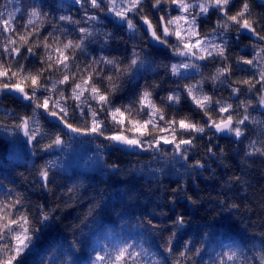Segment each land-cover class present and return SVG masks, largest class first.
<instances>
[{"label":"trees","instance_id":"16d2710c","mask_svg":"<svg viewBox=\"0 0 264 264\" xmlns=\"http://www.w3.org/2000/svg\"><path fill=\"white\" fill-rule=\"evenodd\" d=\"M76 1L0 0V86L30 98L0 96V264H264V5L141 0L134 35ZM144 18L194 19L201 61L180 72ZM225 115L237 135L209 128Z\"/></svg>","mask_w":264,"mask_h":264},{"label":"water","instance_id":"95a60500","mask_svg":"<svg viewBox=\"0 0 264 264\" xmlns=\"http://www.w3.org/2000/svg\"><path fill=\"white\" fill-rule=\"evenodd\" d=\"M258 2L261 5H264V0H258ZM111 15V13H109ZM118 23L121 24L122 21L118 20ZM140 27L143 33L147 37V41L151 46L159 47L162 49L167 48L166 42L162 41L158 35L156 34L153 25L151 22L144 18L140 21ZM241 31L244 35L250 37L251 40L257 41L258 37L257 35L252 31L250 27H248L246 24L241 26ZM160 31L163 38H166L169 36V31L165 25V22L163 20H160ZM177 58L181 59H187V60H194L195 54L190 51H182L176 54ZM4 93L6 95L11 96L18 102L22 103H28L30 98L28 93L23 89L21 86L17 85H7V86H0V96ZM42 115L51 123L56 126H58L64 133L70 135L71 137L76 136L78 131L73 128L71 125L66 124L57 114L54 113H47L42 112ZM233 125V122L231 120H225L223 122L215 124L211 131L215 134L222 136V137H229L230 136V129ZM22 131H24V127L22 126ZM112 143L116 148L121 150L124 153H132V154H141L143 152L141 146L138 143L132 142L125 137L121 135L114 136L112 138ZM11 264V263H7Z\"/></svg>","mask_w":264,"mask_h":264},{"label":"rangeland","instance_id":"374dc122","mask_svg":"<svg viewBox=\"0 0 264 264\" xmlns=\"http://www.w3.org/2000/svg\"><path fill=\"white\" fill-rule=\"evenodd\" d=\"M140 1L141 0H114L113 5L110 6V10L113 13V17L115 19L122 20L123 26L126 29H128L129 31H131L134 35H135L134 32L136 31V29H135L136 26H134V24L132 23L131 15H132V11H133L134 6L137 3H139ZM76 2L86 3L87 0H77ZM88 3L90 5H94V2L88 1ZM202 5H204V8H202L203 10L200 12L201 15H205V13H206V11H208V9L217 6L216 4H212V3H209V4L202 3ZM166 26L170 32V38H171V36L176 37V44L179 47V49L176 50V52H174L173 55H176V53L181 52V51L191 50L195 53L196 60L201 61V57H199V56L202 55V53H203L202 49L205 48L204 39L197 37L194 19L187 18L185 21H183L182 22L183 28H181V29L179 28V23L175 24L174 21H170L168 24H166ZM180 63H181V64H179L180 65V72L185 71V69L190 68V65H189L187 60L182 59V61ZM257 104H259V106H260L261 102H259ZM228 112H230V110H226L225 114H227ZM225 119H231V118L229 116L225 115L221 119H219L213 123H210L209 128H211L216 123H220V122L224 121ZM22 125L24 127V131H23V133H24L25 128L27 127L26 122H23ZM230 131H231V136L238 134L239 127L234 124V126L231 128ZM123 137H125V136H123ZM126 139H128V138H126ZM128 140H130V139H128ZM130 141L138 143L140 145L139 141H137V140L131 139ZM163 142H165V141H163Z\"/></svg>","mask_w":264,"mask_h":264},{"label":"flooded vegetation","instance_id":"af4514ba","mask_svg":"<svg viewBox=\"0 0 264 264\" xmlns=\"http://www.w3.org/2000/svg\"><path fill=\"white\" fill-rule=\"evenodd\" d=\"M242 26V25H241ZM241 26H240V28H241ZM239 28V30H238V32H237V41H238V39L240 38V36H245V37H248V36H246V35H244L243 33H242V31H241V29ZM157 35L159 36V38L162 40V41H166V39L167 38H169L170 36H168V37H166V38H163L162 37V34H161V32L159 31V33H157ZM196 35H197V32H196ZM249 39H250V37H248ZM251 40V39H250ZM251 41H253V40H251ZM253 42H255V43H258L259 42V40H257V41H253ZM195 54V53H194ZM196 56V55H195ZM195 59H196V57H195ZM194 59V60H195ZM264 108V107H263Z\"/></svg>","mask_w":264,"mask_h":264}]
</instances>
